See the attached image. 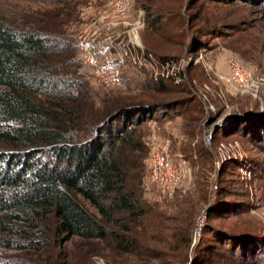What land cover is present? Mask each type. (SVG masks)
<instances>
[{
    "label": "trees",
    "instance_id": "trees-1",
    "mask_svg": "<svg viewBox=\"0 0 264 264\" xmlns=\"http://www.w3.org/2000/svg\"><path fill=\"white\" fill-rule=\"evenodd\" d=\"M141 1L152 33L159 31L165 13L181 17L179 3L168 5L162 0L154 13L155 0ZM83 68L88 70L65 30H17L0 24V247L20 252L0 264H63L60 252H53V236L105 245L111 252L94 253H107V264L116 262L115 256L120 263L132 257L133 264H264V233L232 228L224 233L213 226L207 230L222 209L205 211L206 225L195 245V203L206 201L208 177L202 184L203 198L183 200L184 205L179 201L175 207L180 213L173 216L144 197V167L138 159L145 147L138 129L178 109L185 115L197 114L188 116L187 125L193 129L203 112L200 104L192 106L198 102L190 96L192 90L147 78L141 95L107 96L98 103ZM177 93L186 96L156 102L158 95ZM140 98L144 102H133ZM251 125L245 132L253 139L251 131L264 128V123ZM225 173L219 174L221 184ZM217 189V199L223 198L227 190ZM238 211L230 213L238 215ZM139 228L152 234L149 241L140 238ZM206 230L213 240L205 237ZM158 234L164 237L157 240ZM110 256L113 260H108Z\"/></svg>",
    "mask_w": 264,
    "mask_h": 264
},
{
    "label": "rangeland",
    "instance_id": "rangeland-1",
    "mask_svg": "<svg viewBox=\"0 0 264 264\" xmlns=\"http://www.w3.org/2000/svg\"><path fill=\"white\" fill-rule=\"evenodd\" d=\"M161 1H154L152 12H157ZM163 1L168 5L179 3L181 17L177 13L176 18L165 13L164 22L156 33L148 30L147 10L141 0H74L70 6L26 0H0V24L17 30L38 27L62 29L75 40V36L86 26L96 23L98 28H104L105 31L96 30L94 33L111 35L110 38L114 40L121 35V40L130 46L134 57L143 52L158 61L159 55L168 57L161 62L171 63L170 70L180 69L185 79L180 84L172 80L166 82L192 90L190 96L196 97L198 101L192 103V106L196 108V104H200L203 114L195 122L193 129L187 125L188 116L197 114L185 115L180 109L170 111L166 117L148 121L138 129L145 147L138 159L139 164L144 167L145 199L151 204L157 203L168 216L179 214L181 209L175 207L179 201L184 205L187 199L200 201L203 198L202 184L207 182L208 177L207 199L200 204L195 203V245L206 225L205 211L208 208L222 209L218 213L220 218L215 216L210 220L208 231L216 227L224 233L232 229L264 233V128L253 129V139L245 132L251 124L264 123V87L260 91L262 100H259L253 94L240 93L235 87L219 81L216 76L229 74L228 60L233 58L252 70L256 76L264 78V0H250L251 3L246 0ZM136 27L139 28L137 35L144 48H137V53L133 48L135 37H131V31ZM117 34L120 35L113 36ZM82 64L84 65L83 62ZM203 68L211 76V80L208 81ZM124 70L123 86L108 88L101 86L91 71L83 68L81 72L84 79L88 80L98 103L107 96L135 98L141 95L147 78L159 82L147 70H139L133 66H127ZM158 96L157 103H168L186 95L177 93ZM141 100L145 99L133 102H144ZM209 104L218 109L217 115L208 113L206 108ZM216 116L219 118L216 120L218 123L212 121ZM213 127L215 130L212 140L210 143L206 142L205 135ZM154 150L166 152L177 164L181 160L189 164L192 176L185 194L171 196L149 181L146 159ZM223 170L226 173L221 177L222 185L219 174ZM216 185L227 190L221 199H217ZM78 199L93 215L99 217L94 208L80 197ZM183 200L185 201L182 202ZM236 208H239V214L231 215L230 212ZM208 231L204 232L205 237L213 240V234ZM138 235L144 241H149L152 234L139 228ZM162 237L163 234L155 236L157 240ZM52 242L53 252H60L63 264H107L104 259L107 253L94 252H111L105 245L79 238L66 241L65 237L53 236ZM19 253L0 247V261L12 259ZM108 260L113 259L110 256ZM114 260L116 262L113 264L134 262L132 257H125L122 263L117 256Z\"/></svg>",
    "mask_w": 264,
    "mask_h": 264
},
{
    "label": "built area",
    "instance_id": "built-area-1",
    "mask_svg": "<svg viewBox=\"0 0 264 264\" xmlns=\"http://www.w3.org/2000/svg\"><path fill=\"white\" fill-rule=\"evenodd\" d=\"M138 29L136 27L131 31V37H135L133 43L135 53L138 52L137 48H143L137 35ZM96 30L105 31L104 28H98L96 23L88 25L78 36H75V43L84 66L93 73L101 86L105 88L123 86L125 82L124 68L127 66L147 70L154 76L155 81L172 80L176 84H180L185 79L180 69L170 70L171 63L158 61L145 52L141 55L136 54L134 57L130 46L123 43L120 34L113 35H120L118 39L114 40L110 38L111 35L94 33ZM228 66L229 74H216L218 80L235 87L240 93L253 94L255 98L262 100L260 91L264 87V78L256 76L252 70L233 58L228 60ZM206 89L210 90L208 87ZM226 108L228 107L226 106ZM206 110L210 114H216L218 109L213 104H209ZM217 121L215 123H218ZM214 127L206 133V142H211ZM146 168L149 181L163 193L171 196L177 193H186L192 176L191 167L187 162L181 160L177 164L166 152L154 150L146 159Z\"/></svg>",
    "mask_w": 264,
    "mask_h": 264
}]
</instances>
